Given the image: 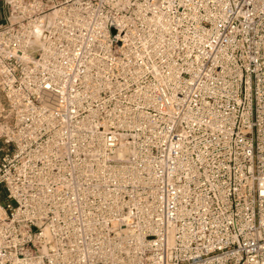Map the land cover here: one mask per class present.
<instances>
[{
  "label": "built area",
  "instance_id": "obj_1",
  "mask_svg": "<svg viewBox=\"0 0 264 264\" xmlns=\"http://www.w3.org/2000/svg\"><path fill=\"white\" fill-rule=\"evenodd\" d=\"M0 264H264V0H2Z\"/></svg>",
  "mask_w": 264,
  "mask_h": 264
},
{
  "label": "rangeland",
  "instance_id": "obj_2",
  "mask_svg": "<svg viewBox=\"0 0 264 264\" xmlns=\"http://www.w3.org/2000/svg\"><path fill=\"white\" fill-rule=\"evenodd\" d=\"M4 14V9H3V5H2V0H0V19Z\"/></svg>",
  "mask_w": 264,
  "mask_h": 264
}]
</instances>
